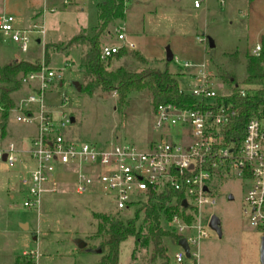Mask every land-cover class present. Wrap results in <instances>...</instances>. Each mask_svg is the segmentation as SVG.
Returning <instances> with one entry per match:
<instances>
[{
	"label": "rangeland",
	"instance_id": "obj_1",
	"mask_svg": "<svg viewBox=\"0 0 264 264\" xmlns=\"http://www.w3.org/2000/svg\"><path fill=\"white\" fill-rule=\"evenodd\" d=\"M97 1L77 0L67 4L65 0H0V16L10 14L19 27L37 24L44 30V33H30L28 51H23L18 42L0 32V75L1 67L16 60L49 64L62 73L50 93V104L56 118L62 113L74 117L67 128L69 136L80 143L143 146L157 137L150 90L130 91L125 103L119 102L115 90L106 92L96 88L91 94L81 92L94 78L83 63L87 45L81 41L67 44L78 35L94 34L98 25ZM126 5L125 18L109 26L110 31L103 33L101 44L118 43L116 29L122 28L134 43L130 51H138L145 62L131 55L115 56L105 60L108 70L120 66L132 72L150 67L163 70L169 46L174 54L169 64L172 73H183L181 65L190 61L196 68L206 67L220 86L226 83L221 77L226 71L234 73L240 86L245 87L247 54L261 43L264 35V0H228L224 6L217 0H205L200 8L194 7V0H128ZM210 39L214 47L209 46ZM47 44L51 47L46 58ZM187 79L179 76L183 88H187ZM3 84L0 81V87ZM26 91L28 89L21 86L12 92L15 104ZM65 96L68 97L66 102L62 99ZM2 113L0 106V122ZM16 115V110L9 111L4 130L0 123V150L7 149L11 142L20 151L30 147L36 125L18 122ZM26 166H30L27 153L19 155L14 165L0 157V264H14L18 256L30 251L41 254L39 264H97L101 257L98 247L104 239L97 234L98 223L102 215L113 216L118 212L105 198L77 194L72 186L75 175L70 180L66 175L67 180L59 184L57 191L45 194L39 211L26 208L20 181ZM215 182L217 203L207 212L219 217L222 236L219 237L208 222L204 223L209 234L200 242L199 262L186 256L183 263L174 258L175 253L181 251L178 242L165 238L167 264H264L261 260L264 231L252 226L243 212L249 184L230 177ZM13 185L17 188L13 189ZM229 194L234 198L229 199ZM132 212L120 213L125 218ZM22 222L29 227H23ZM165 228L173 230L167 222ZM146 234L143 228L139 243L134 237L121 243L119 264L163 262L162 259L150 260L152 245L143 243ZM80 240L86 243L85 247L78 246Z\"/></svg>",
	"mask_w": 264,
	"mask_h": 264
},
{
	"label": "built area",
	"instance_id": "obj_2",
	"mask_svg": "<svg viewBox=\"0 0 264 264\" xmlns=\"http://www.w3.org/2000/svg\"><path fill=\"white\" fill-rule=\"evenodd\" d=\"M204 1L194 0V7L200 8ZM217 1L224 6L228 0ZM33 31L44 33L37 24L19 27L13 15L0 16V32L18 42L23 51L29 50ZM116 33L118 43L102 46L103 60L122 48L134 49L122 28ZM261 51L262 44L257 43L251 54L259 56ZM196 67L190 61L183 62L182 76L188 78L187 88L180 85V92L196 103L190 107L159 105L154 113L157 137L143 146L80 143L73 139L67 132L72 117L62 113L56 118L50 104V93L62 73L44 62L37 69L22 73L20 83L28 91L11 110L17 111L18 122L35 124L36 134L28 149L20 151L11 142L7 149L0 150V157L5 154V161L14 165L19 155L27 153L30 166L25 167L20 178L25 193L23 206L39 211L45 194L57 191L59 184L67 180L66 175L68 180L75 175L72 186L77 194L105 198L118 212L133 210L151 192L160 193L170 187L180 193V211L191 219L177 213L169 223L180 238L187 240L190 256L199 262L200 242L209 234L204 223L209 224L212 215L207 209L217 203L215 181L230 177L249 184L243 212L252 226L264 231V117L255 115L249 119L240 143L234 139L228 142L225 131L238 115L234 104L226 101L233 90L224 82L220 86L206 67ZM62 99L68 101L66 96ZM184 200L187 207L182 205ZM180 247L174 258L183 263L187 255ZM26 255L27 264H39L38 251Z\"/></svg>",
	"mask_w": 264,
	"mask_h": 264
},
{
	"label": "trees",
	"instance_id": "obj_3",
	"mask_svg": "<svg viewBox=\"0 0 264 264\" xmlns=\"http://www.w3.org/2000/svg\"><path fill=\"white\" fill-rule=\"evenodd\" d=\"M128 0H98L96 3L98 13V25L92 36L78 35L68 42V46L81 41L86 43L87 49L83 59L85 69L93 75V79L87 83L81 92L91 94L94 89L103 91H117L119 102L125 103L128 93L132 90L148 89L152 93V106L154 113L161 104L174 103L182 106H193L196 100L189 95L180 92L179 76L182 73H172L169 70L171 62L166 61V67L162 70L156 67L132 72L124 67L108 70L105 60L101 58V37L103 33L110 31L109 26L117 20H123L126 16V4ZM262 51L259 56L247 54L245 62L246 77L243 80L245 87H241L234 73L223 71L221 77L231 86L233 93L226 98L232 102L238 110V115L232 125L225 131L227 141L236 140L240 143L247 122L252 116L264 117V35L260 39ZM50 44L45 46L48 57ZM131 55L145 62L138 51H130L122 48L113 57ZM110 57L109 59L113 58ZM173 61V60H172ZM39 67L38 62L24 60L12 61L1 67L0 81L4 83L0 87V106L2 108L1 128L5 129V120L15 102L12 92L21 87L20 76L22 73L35 70ZM180 193L173 188H166L160 193L151 192L148 199L140 206L135 207L133 212L122 217L118 212L113 216L102 215L98 223L97 234L104 237L99 245L100 259L97 264H119L120 245L129 237H134L136 243L142 239V230H147L144 244L152 245L151 261L162 259L161 264H167L169 255L164 239L169 237L176 241L180 239L175 231L165 228L175 214H180L186 220L191 217L185 216V211H180ZM141 220V223L138 222ZM29 258L26 254L18 256L14 264H27Z\"/></svg>",
	"mask_w": 264,
	"mask_h": 264
},
{
	"label": "water",
	"instance_id": "obj_4",
	"mask_svg": "<svg viewBox=\"0 0 264 264\" xmlns=\"http://www.w3.org/2000/svg\"><path fill=\"white\" fill-rule=\"evenodd\" d=\"M209 46L210 47H214V42H213L212 39L209 40ZM173 58H174L173 51L171 50V48L169 46L166 47V60L168 62H171L173 60ZM76 86H77V89L80 90L79 83L76 82ZM72 121H74V117H72ZM2 159L6 160V155L5 154L3 155ZM233 198H234V196L232 194H229V199H233ZM182 205H183V207H187V202L184 200L182 202ZM209 226L213 230L216 231V233L218 234L219 237L222 236L221 222H220L219 217L216 214H212L211 215ZM178 244L185 249L186 255L189 257L190 256V251H189V245L187 243V240L184 237H182V238H180L178 240ZM78 246L80 248H83V247L86 246V243L82 242V240H80V241H78ZM98 252H101V250L98 249ZM261 260H262V262H264V236H262V238H261Z\"/></svg>",
	"mask_w": 264,
	"mask_h": 264
},
{
	"label": "crops",
	"instance_id": "obj_5",
	"mask_svg": "<svg viewBox=\"0 0 264 264\" xmlns=\"http://www.w3.org/2000/svg\"><path fill=\"white\" fill-rule=\"evenodd\" d=\"M77 1V0H76ZM76 1H74V2H76ZM73 2V3H74ZM38 41H39V39H38ZM14 99V98H13ZM36 134V133H35ZM34 134V135H35ZM25 169V168H24ZM17 187H16V185H13V189H16ZM21 225L24 227V226H26L25 228H28L29 227V224L28 223H25V222H22L21 223ZM27 252H24L23 254H26Z\"/></svg>",
	"mask_w": 264,
	"mask_h": 264
}]
</instances>
